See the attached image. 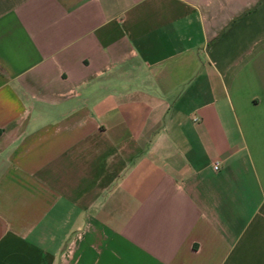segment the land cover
I'll list each match as a JSON object with an SVG mask.
<instances>
[{
  "label": "crops",
  "instance_id": "obj_1",
  "mask_svg": "<svg viewBox=\"0 0 264 264\" xmlns=\"http://www.w3.org/2000/svg\"><path fill=\"white\" fill-rule=\"evenodd\" d=\"M0 264H264V0H0Z\"/></svg>",
  "mask_w": 264,
  "mask_h": 264
},
{
  "label": "built area",
  "instance_id": "obj_2",
  "mask_svg": "<svg viewBox=\"0 0 264 264\" xmlns=\"http://www.w3.org/2000/svg\"><path fill=\"white\" fill-rule=\"evenodd\" d=\"M212 167H213V169L216 168V167H217V166H216V163H214V164L212 165Z\"/></svg>",
  "mask_w": 264,
  "mask_h": 264
}]
</instances>
